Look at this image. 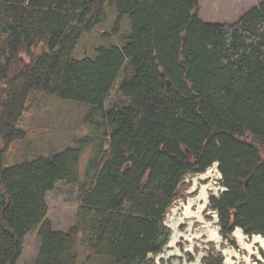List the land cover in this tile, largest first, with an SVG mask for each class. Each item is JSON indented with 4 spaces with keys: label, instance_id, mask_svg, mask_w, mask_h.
<instances>
[{
    "label": "trees",
    "instance_id": "16d2710c",
    "mask_svg": "<svg viewBox=\"0 0 264 264\" xmlns=\"http://www.w3.org/2000/svg\"><path fill=\"white\" fill-rule=\"evenodd\" d=\"M197 1L0 0V264H16L32 231L40 238L32 264H77L81 255L83 263L154 264L183 177L213 162L224 189L207 207L219 236L233 244L239 227L264 237V0L230 23L203 20ZM108 6L118 12L116 28L128 15L123 42L77 57L79 39ZM120 74L121 99L105 109ZM41 94L89 103L83 120L101 112L91 121L101 132L93 127L78 146L5 165L2 153L25 137L21 119ZM58 181L78 183L67 232L45 217ZM223 260L208 252L201 263Z\"/></svg>",
    "mask_w": 264,
    "mask_h": 264
},
{
    "label": "rangeland",
    "instance_id": "374dc122",
    "mask_svg": "<svg viewBox=\"0 0 264 264\" xmlns=\"http://www.w3.org/2000/svg\"><path fill=\"white\" fill-rule=\"evenodd\" d=\"M198 15L206 21L218 23H230L237 20L243 12L255 5L258 0H198ZM118 12L114 6H108L104 20L91 32L85 33L79 39L75 55L77 57L96 55L95 49L99 46L121 45L122 36L130 30L128 15L120 17L119 25L115 27ZM26 60L25 56L21 57ZM120 74L107 95L104 108L116 105L120 98L118 91ZM1 100V92H0ZM91 105L83 101L63 100L53 96L41 94L31 106L24 112L21 119V127L26 135L21 140H16L2 153L1 158L5 165L16 164L22 161L32 160L36 156H49L51 152L58 153L65 148L78 146L76 139L101 130L95 121L101 119V112L95 111L93 120H83L91 110ZM91 121H94L91 123ZM3 143L0 140V152ZM92 152L84 149L76 162L74 176L77 180L84 177L87 162ZM209 171V174H206ZM221 174L218 171V162H213L204 172L187 173L179 184V197L176 198L166 211L164 224L170 231L169 240L160 254L155 256L154 264H202V257L208 252L216 255L221 251L227 264H254L260 257H264V248L254 243L250 249L244 248L233 231L234 243L224 242L219 236V228L216 223L217 214L207 207L210 194L219 195L224 189L220 184ZM77 181H58L53 189L46 194L48 212L45 217L52 222L53 229L67 232L75 223L77 208ZM205 186L207 199L204 202L198 198ZM190 212V213H188ZM211 230V231H210ZM216 232L215 238L210 232ZM242 232V231H241ZM243 235V233H242ZM245 242L250 243L253 236L243 235ZM261 236V235H260ZM174 240V241H173ZM40 238L37 231H32L24 238L22 253L18 256L16 264H32L38 255ZM76 249L82 253L79 244ZM213 249V250H212ZM212 250V251H211ZM235 257H231V256ZM98 259L84 262V256H80L77 264H98ZM222 261V262H224ZM234 261V262H232ZM224 262V264H226ZM259 264H264L263 261Z\"/></svg>",
    "mask_w": 264,
    "mask_h": 264
},
{
    "label": "bare ground",
    "instance_id": "6f19581e",
    "mask_svg": "<svg viewBox=\"0 0 264 264\" xmlns=\"http://www.w3.org/2000/svg\"><path fill=\"white\" fill-rule=\"evenodd\" d=\"M206 174H209V171ZM206 196H207V190H206V187L203 186L198 198H200L204 202H206V199H207ZM188 213H190V212H188ZM210 234H211V236H214L215 238H218V236H216L215 230L212 231V232H210ZM235 235L238 238V240L241 242V244H242V246L244 248L250 249L249 247L253 246L254 243H257V244H259L260 247H263L264 248V237H262L260 235L253 236V238H252V240H251L250 243L243 241L244 240V236L242 235V232L241 231L237 230L235 232Z\"/></svg>",
    "mask_w": 264,
    "mask_h": 264
},
{
    "label": "built area",
    "instance_id": "2783aa9c",
    "mask_svg": "<svg viewBox=\"0 0 264 264\" xmlns=\"http://www.w3.org/2000/svg\"><path fill=\"white\" fill-rule=\"evenodd\" d=\"M231 257H235V256L233 255V256H231ZM263 259H264V257H263V258H262V257H260V258H259L257 261H260V260H261V261H263ZM257 261H255V262H254V264H259V263H262V262H259V263H258ZM232 262H234V261H232Z\"/></svg>",
    "mask_w": 264,
    "mask_h": 264
},
{
    "label": "water",
    "instance_id": "95a60500",
    "mask_svg": "<svg viewBox=\"0 0 264 264\" xmlns=\"http://www.w3.org/2000/svg\"><path fill=\"white\" fill-rule=\"evenodd\" d=\"M166 82H167V86H169V82H168V81H166ZM246 182H248V181L246 180L245 183H246ZM246 184H247V183H246Z\"/></svg>",
    "mask_w": 264,
    "mask_h": 264
},
{
    "label": "flooded vegetation",
    "instance_id": "af4514ba",
    "mask_svg": "<svg viewBox=\"0 0 264 264\" xmlns=\"http://www.w3.org/2000/svg\"><path fill=\"white\" fill-rule=\"evenodd\" d=\"M218 228H219V227H218ZM218 230H219V229H218ZM221 238H222V237H221ZM224 242H225V241H224ZM223 261H224V260H223ZM225 261H226V259H225ZM225 261H224V262H225ZM224 262H223V263H224Z\"/></svg>",
    "mask_w": 264,
    "mask_h": 264
},
{
    "label": "crops",
    "instance_id": "0c3cea01",
    "mask_svg": "<svg viewBox=\"0 0 264 264\" xmlns=\"http://www.w3.org/2000/svg\"><path fill=\"white\" fill-rule=\"evenodd\" d=\"M256 4V3H255ZM237 228H239V227H237ZM242 231V230H241Z\"/></svg>",
    "mask_w": 264,
    "mask_h": 264
}]
</instances>
